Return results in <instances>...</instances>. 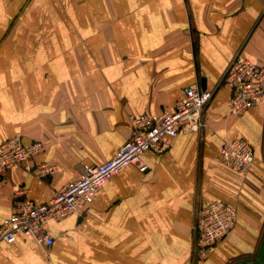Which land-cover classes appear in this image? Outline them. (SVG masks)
<instances>
[{"label": "crops", "instance_id": "0c3cea01", "mask_svg": "<svg viewBox=\"0 0 264 264\" xmlns=\"http://www.w3.org/2000/svg\"><path fill=\"white\" fill-rule=\"evenodd\" d=\"M237 51L264 68V0H0V145H43L0 180V225L16 201L43 204L130 138V116L172 112L190 86L213 90ZM219 87L198 133L109 178L81 213L50 222L51 247L0 242V264H264V99L228 113ZM249 144L245 177L220 160ZM50 164L36 178L31 170ZM237 209L234 229L202 260L197 212Z\"/></svg>", "mask_w": 264, "mask_h": 264}, {"label": "built area", "instance_id": "2783aa9c", "mask_svg": "<svg viewBox=\"0 0 264 264\" xmlns=\"http://www.w3.org/2000/svg\"><path fill=\"white\" fill-rule=\"evenodd\" d=\"M225 87L230 92L228 113L240 116L264 99V68L254 64L237 51L227 66L216 88L201 90L190 86L175 102L174 110L159 117L130 116V138L109 161L84 167L83 173L72 183L57 191L50 200L35 204L30 200L16 201L11 215L0 225V242L12 244L18 236L31 239L36 244L51 247L53 240L48 230L50 222L60 221L81 213L89 206L104 183L130 164L141 166L145 152L164 151L171 139L179 134L198 133L203 127V113L215 90ZM43 150L40 143L22 145L14 137L0 145V180L12 168L26 166ZM222 167L240 177H245L254 154L249 144L240 139H228L220 150ZM50 164H39L31 173L36 178L52 172ZM237 209L221 202H212L197 212L194 224L196 260L204 259L234 229Z\"/></svg>", "mask_w": 264, "mask_h": 264}, {"label": "water", "instance_id": "95a60500", "mask_svg": "<svg viewBox=\"0 0 264 264\" xmlns=\"http://www.w3.org/2000/svg\"><path fill=\"white\" fill-rule=\"evenodd\" d=\"M201 90H203V89H201Z\"/></svg>", "mask_w": 264, "mask_h": 264}]
</instances>
